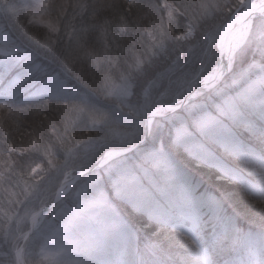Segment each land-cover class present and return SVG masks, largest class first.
I'll return each mask as SVG.
<instances>
[{
    "label": "snow or ice",
    "instance_id": "snow-or-ice-1",
    "mask_svg": "<svg viewBox=\"0 0 264 264\" xmlns=\"http://www.w3.org/2000/svg\"><path fill=\"white\" fill-rule=\"evenodd\" d=\"M0 24V264H264V0H0Z\"/></svg>",
    "mask_w": 264,
    "mask_h": 264
},
{
    "label": "trees",
    "instance_id": "trees-1",
    "mask_svg": "<svg viewBox=\"0 0 264 264\" xmlns=\"http://www.w3.org/2000/svg\"><path fill=\"white\" fill-rule=\"evenodd\" d=\"M16 27L18 28L19 25H17ZM41 30H42V28H41ZM89 82H91V81H89ZM217 187H219V185H217ZM205 211L207 212V210H205ZM205 220H206L205 233L210 235L212 230H213V224L215 223V221L212 219L210 214H207L205 216ZM31 242L32 241H30V243L28 244V250L30 249L31 244L33 243V242L32 243ZM229 243H230V241L228 242V244ZM0 245H4L3 240H0ZM238 250H239V244L235 246V249L227 248L224 252L220 253V255H218L216 257V259L219 261V264H226L227 261H229V260H231V259H233L235 257V255H236ZM5 251H8V246L7 245H4L3 247H0V253H3ZM179 251H180L181 255H185L188 252V250H186V249H181ZM1 258H3V257L0 256V259ZM29 260H30V257H29Z\"/></svg>",
    "mask_w": 264,
    "mask_h": 264
},
{
    "label": "rangeland",
    "instance_id": "rangeland-1",
    "mask_svg": "<svg viewBox=\"0 0 264 264\" xmlns=\"http://www.w3.org/2000/svg\"><path fill=\"white\" fill-rule=\"evenodd\" d=\"M0 26H2V24H0ZM3 41V37H0V42H2ZM49 219H50V217H49ZM22 241H20V243H21ZM33 242V243H32ZM31 243V247H30V249H29V251H31L32 252V256L30 257V261L32 262V264H35V261H37L38 259H39V257H38V255H37V253H38V251H39V248H38V243L39 244H42L43 243V241H39V242H35V241H32ZM230 245L232 244V242L230 241V243H229ZM239 243L237 242L236 243V245H238ZM235 245V246H236ZM194 251V250H193ZM2 254V255H1ZM186 254H188V252L186 253ZM0 256H2L3 257V253H0ZM5 258L3 257V258H1L0 259V262H2L3 260H4Z\"/></svg>",
    "mask_w": 264,
    "mask_h": 264
},
{
    "label": "water",
    "instance_id": "water-1",
    "mask_svg": "<svg viewBox=\"0 0 264 264\" xmlns=\"http://www.w3.org/2000/svg\"><path fill=\"white\" fill-rule=\"evenodd\" d=\"M24 243H25V242H24V241H22L21 245L23 246V245H24Z\"/></svg>",
    "mask_w": 264,
    "mask_h": 264
}]
</instances>
